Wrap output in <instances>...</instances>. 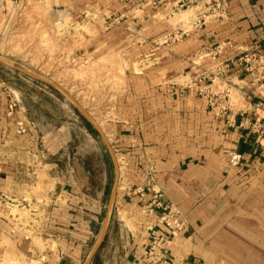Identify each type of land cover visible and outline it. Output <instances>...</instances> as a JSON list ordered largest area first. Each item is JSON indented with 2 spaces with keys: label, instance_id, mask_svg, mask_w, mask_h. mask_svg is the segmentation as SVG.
Instances as JSON below:
<instances>
[{
  "label": "crops",
  "instance_id": "obj_1",
  "mask_svg": "<svg viewBox=\"0 0 264 264\" xmlns=\"http://www.w3.org/2000/svg\"><path fill=\"white\" fill-rule=\"evenodd\" d=\"M138 1L119 0L105 27L125 32L112 46L157 62L126 73L106 104L103 142L77 117L33 114L30 90L46 88L0 78V264H238L232 254L264 264L255 243L228 235L255 222L257 207L264 220V0H229L224 22L184 34L131 11ZM153 190L188 219L162 258L149 255L151 229L168 235L160 213L145 210Z\"/></svg>",
  "mask_w": 264,
  "mask_h": 264
},
{
  "label": "rangeland",
  "instance_id": "obj_2",
  "mask_svg": "<svg viewBox=\"0 0 264 264\" xmlns=\"http://www.w3.org/2000/svg\"><path fill=\"white\" fill-rule=\"evenodd\" d=\"M118 2L119 0H0V57L31 68L57 83L69 92L99 128L104 130V121L110 114L106 110V104L112 102L115 92L124 87L126 73L150 69L152 64L157 62L151 59L147 52L145 56H141L139 52V57L136 58L135 47H125L123 43L122 46L111 45L125 39V32L105 27L106 17L112 10L117 11ZM69 8L75 9L77 14L72 15ZM191 15L190 11L172 18L158 14L152 19L160 29H178L182 25L187 31L191 30L188 26ZM159 30L158 35L165 33ZM0 78L18 84L25 82L22 78H26L46 88L47 93L42 91V94L31 88L29 100L33 106V114L47 112L49 116L61 122L71 120L72 116L77 117L82 125L103 142L98 130L61 90L2 62ZM259 135L264 142V132H259ZM179 209L181 210L180 207ZM257 211L255 222H248L245 216L243 219L247 222L238 224V233L235 231L237 227L233 225V230H229L228 235H233L235 241H239L241 245L251 247L255 243L256 252L262 253L264 238L259 235L264 232V220L263 216L259 215L260 207H257ZM181 212L185 216L182 210ZM185 218L188 224V219L186 216ZM183 228L184 226H181L176 229L171 242ZM170 232L168 229V234ZM151 233L160 234L154 227ZM223 243L225 252H230V246L235 250L231 241L224 239ZM33 245L43 247L35 238ZM232 255L238 264H248L243 255L238 256L239 259L235 254ZM263 258L262 254L255 256L256 260ZM104 260L102 253L97 263ZM223 263L228 264L226 260Z\"/></svg>",
  "mask_w": 264,
  "mask_h": 264
},
{
  "label": "built area",
  "instance_id": "obj_3",
  "mask_svg": "<svg viewBox=\"0 0 264 264\" xmlns=\"http://www.w3.org/2000/svg\"><path fill=\"white\" fill-rule=\"evenodd\" d=\"M17 1V0H12ZM229 0H139L129 9L132 11L135 7L140 9L145 17H155L162 14L165 18H172L183 12H192L189 27L191 30H202L212 22L222 23L229 16ZM185 28L180 25L178 30L182 34L186 33ZM181 33V32H179ZM221 45L218 44L211 49L212 52H219ZM258 56L255 51H250L244 56L246 70L254 72V66L257 63ZM264 132V126H261L259 132ZM147 212H159L160 220L171 232L168 235L153 234V240L150 244V257H164V249L172 240L173 233L181 226L187 227V220L179 207L172 202L163 191L153 190L150 200L145 205Z\"/></svg>",
  "mask_w": 264,
  "mask_h": 264
},
{
  "label": "water",
  "instance_id": "obj_4",
  "mask_svg": "<svg viewBox=\"0 0 264 264\" xmlns=\"http://www.w3.org/2000/svg\"><path fill=\"white\" fill-rule=\"evenodd\" d=\"M0 62H2L3 64L13 68V69H16V70H19L29 76H32L33 78H36L38 80H41L59 90H61L66 96L67 98L80 110V112L82 113V115L98 130V132L104 137V133L103 131L99 128V126L97 125V123L94 121V119H92L88 113L85 111V109L79 104V102L69 93L67 92L64 88H62L61 86H59L57 83L53 82L52 80H50L49 78L45 77L44 75L40 74L39 72L31 69V68H28V67H24V66H21V65H18V64H14V63H11L9 62L8 60H6L5 58H1L0 57ZM116 188H117V185L115 186L114 190H113V195L115 194V191H116ZM111 211H112V203L109 205V208H108V212H107V215H106V218H105V222L103 224V229H102V232L99 236V239L93 249V252L89 258V260H91L92 256L95 254L97 248L100 246L102 240H103V236H104V232L107 228V225L110 221V217H111ZM88 260V262H89Z\"/></svg>",
  "mask_w": 264,
  "mask_h": 264
}]
</instances>
